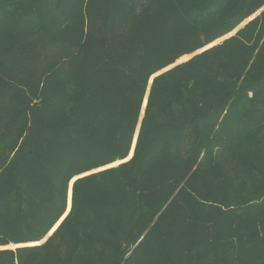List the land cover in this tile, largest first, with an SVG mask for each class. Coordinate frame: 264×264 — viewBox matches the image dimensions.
<instances>
[{"label":"trees","instance_id":"trees-1","mask_svg":"<svg viewBox=\"0 0 264 264\" xmlns=\"http://www.w3.org/2000/svg\"><path fill=\"white\" fill-rule=\"evenodd\" d=\"M8 244L0 264H264V0H0Z\"/></svg>","mask_w":264,"mask_h":264},{"label":"rangeland","instance_id":"rangeland-1","mask_svg":"<svg viewBox=\"0 0 264 264\" xmlns=\"http://www.w3.org/2000/svg\"><path fill=\"white\" fill-rule=\"evenodd\" d=\"M261 10V9H260ZM260 10H258L255 14H253L252 16H250L249 18H251V17H254V16H256L257 14H259V12H260ZM249 18H247L246 20H244L242 23H240L239 25H241L242 24V26L247 22V21H249L248 19ZM252 19V18H251ZM239 29V28H238ZM237 29V30H238ZM234 30V29H233ZM237 30H235L234 32H236ZM229 35V34H228ZM226 36V35H224V36H222V37H220V38H218V39H216V40H214L213 42H211V43H209V44H207V45H205L204 47H202L201 49H198V50H196V51H194L193 53H190L189 55L190 56H187L188 58L187 59H189V58H191L194 54H196V53H198V52H200V51H202V49L204 50L206 47H209L210 45H212V44H217V43H220L222 40H223V38L224 37H229V36H231V35H229V36ZM233 35V34H232ZM225 39V38H224ZM188 55V54H187ZM179 59V58H178ZM187 59H185V60H187ZM185 60H182L181 59V61H185ZM167 67V66H166ZM165 68V67H164ZM161 70V69H160ZM160 70H158V71H160ZM157 71V72H158ZM160 74V73H159ZM152 77V76H151ZM151 77H150V79H149V83L148 84H150L151 83V81H152V79H151ZM147 94H148V90H147V92H146V95H145V97H144V101H143V104H142V112H143V108L145 107V104H146V99H147ZM134 146V143L132 144V147ZM130 153V152H129ZM129 155V154H128ZM127 158V157H126ZM125 158V159H126ZM124 160V159H123ZM123 160H118L119 162L120 161H123ZM125 161V160H124ZM115 164V165H117V161H115V162H112V163H110V164ZM109 164V165H110ZM119 164V163H118ZM114 165V166H115ZM106 166H108V165H106ZM105 167V166H104ZM104 167H100V168H98V169H95V171L96 170H99V169H103ZM21 245H24V244H8V245H6V246H1L0 248H15V247H17V246H21Z\"/></svg>","mask_w":264,"mask_h":264},{"label":"water","instance_id":"water-1","mask_svg":"<svg viewBox=\"0 0 264 264\" xmlns=\"http://www.w3.org/2000/svg\"><path fill=\"white\" fill-rule=\"evenodd\" d=\"M251 18H253V17H251ZM251 18H249L248 20H250ZM242 24H243V23H242ZM242 24H241V25H238L234 30H232V31L229 32L228 34H229V35L234 34V33H235L234 31L237 30L238 28H240V27L242 26ZM228 34H226V36H227ZM229 35H228V36H229ZM224 38H226V37H224ZM224 38H223V39H224ZM214 44H215V43H214ZM214 44H212V45H214ZM210 46H211V45H210ZM206 48H207V47H206ZM202 50H203V49H202ZM180 62H182V61H178V59H177L174 63H172V64L168 65L167 67L161 69L160 71L154 73V74L152 75L151 79H152L154 76L158 75L159 73H161V72H163V71H165V70L171 68L172 66H174V65H176V64H178V63H180ZM134 141H135V140H134ZM134 141H133V143H134ZM132 151H133V147L131 148L130 153H129V155L127 156V158L124 159V160H127V159H129V158L132 156ZM124 160H123V161H124ZM120 162H122V161H120ZM120 162L117 161V164L120 163ZM114 165H115V164L113 163V164H110V165H108V166H105L104 168H106V167H110V166H114ZM88 173H89V172L84 173V174L77 175V176L73 177V178L70 180V183H69V191H70V193H69V191H68V194H70V196H71V185H72V182H73L77 177H80V176L85 175V174H88ZM69 207H70V200L68 201L67 209H66L65 214L68 212ZM65 214L63 215V217L65 216ZM63 217H61V219H62ZM61 219H60V220H61ZM60 220L58 221V223L60 222ZM58 223H57V224H56V225H55V226L49 231V233L46 235V237L49 236V235L53 232V230L56 228V226L58 225ZM46 237L43 238L41 241H39V242H37V243L43 242V241L46 239Z\"/></svg>","mask_w":264,"mask_h":264}]
</instances>
